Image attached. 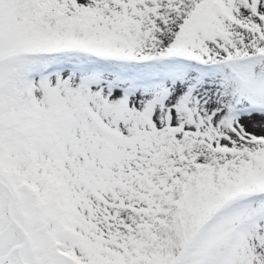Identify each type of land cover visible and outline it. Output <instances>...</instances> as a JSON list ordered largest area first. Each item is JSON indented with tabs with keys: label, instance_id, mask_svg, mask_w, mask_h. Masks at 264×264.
<instances>
[{
	"label": "snow or ice",
	"instance_id": "1",
	"mask_svg": "<svg viewBox=\"0 0 264 264\" xmlns=\"http://www.w3.org/2000/svg\"><path fill=\"white\" fill-rule=\"evenodd\" d=\"M0 264H264V0H0Z\"/></svg>",
	"mask_w": 264,
	"mask_h": 264
}]
</instances>
